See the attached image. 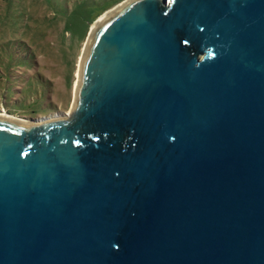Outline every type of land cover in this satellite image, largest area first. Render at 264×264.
Returning <instances> with one entry per match:
<instances>
[{
  "label": "water",
  "instance_id": "1",
  "mask_svg": "<svg viewBox=\"0 0 264 264\" xmlns=\"http://www.w3.org/2000/svg\"><path fill=\"white\" fill-rule=\"evenodd\" d=\"M0 264H264V0H126L0 117Z\"/></svg>",
  "mask_w": 264,
  "mask_h": 264
},
{
  "label": "rangeland",
  "instance_id": "2",
  "mask_svg": "<svg viewBox=\"0 0 264 264\" xmlns=\"http://www.w3.org/2000/svg\"><path fill=\"white\" fill-rule=\"evenodd\" d=\"M96 1L87 5V1L75 0V5L64 4L65 9L56 10L49 0H0V50L4 40L19 38L28 43L35 57L24 73L25 66L17 69L7 55L0 54V113L24 120L69 114L91 27L126 0ZM49 105L54 111L40 113Z\"/></svg>",
  "mask_w": 264,
  "mask_h": 264
},
{
  "label": "trees",
  "instance_id": "3",
  "mask_svg": "<svg viewBox=\"0 0 264 264\" xmlns=\"http://www.w3.org/2000/svg\"><path fill=\"white\" fill-rule=\"evenodd\" d=\"M49 1H50V4H52L55 7L56 10L65 9V8H62L64 4L68 5V3H72L75 5V2H72L75 0H49ZM80 1H82L83 3L87 1L86 2V3H88L87 5L97 4L96 0H94L95 2L94 1L92 2L91 0H80ZM102 1H105V3H106L107 0H102ZM114 2H116V1H113L112 3L109 2L106 5H104L103 7L105 8L107 6H110ZM93 20L91 22H93ZM87 26H88V24L85 25V34L87 33ZM1 46L2 47L0 50V54L2 53L3 55H7L8 59H10V61L13 64H16L17 69L23 68L20 66H25L23 68V69H25L24 73H26L28 70L31 69L32 64L34 63L35 57H34L32 49L29 47L28 43H26V42H24L18 38L14 41L13 40H4L3 45H1ZM8 72H11V69H9ZM8 77H10V75H8ZM26 78H28V77H26ZM2 81H3V76H0V84H2ZM6 85L10 87V85H11L10 81H9V84L7 81ZM51 106L52 105L47 106L40 113H48V114L51 113V111H54V110H52Z\"/></svg>",
  "mask_w": 264,
  "mask_h": 264
},
{
  "label": "bare ground",
  "instance_id": "4",
  "mask_svg": "<svg viewBox=\"0 0 264 264\" xmlns=\"http://www.w3.org/2000/svg\"><path fill=\"white\" fill-rule=\"evenodd\" d=\"M120 7H118V9H119ZM113 11V10H112ZM112 11H110V12H107V13H105V14H103L102 16H100L98 19H97V21L95 22V24H93L92 25V27H91V29H90V32L93 30V28L95 27V25H96V23H98L100 20H102L105 16H107L108 14H110ZM77 81V80H76ZM0 117H4V118H9V119H13L12 117H9V116H7L6 114H3V113H0ZM15 120H16V118H14Z\"/></svg>",
  "mask_w": 264,
  "mask_h": 264
}]
</instances>
